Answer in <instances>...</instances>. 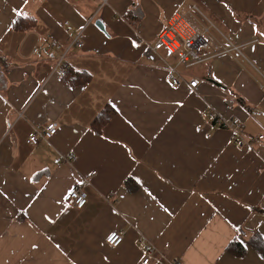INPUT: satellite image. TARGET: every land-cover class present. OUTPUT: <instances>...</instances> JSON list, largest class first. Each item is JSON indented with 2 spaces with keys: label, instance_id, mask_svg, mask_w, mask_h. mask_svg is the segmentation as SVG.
I'll use <instances>...</instances> for the list:
<instances>
[{
  "label": "crops",
  "instance_id": "obj_1",
  "mask_svg": "<svg viewBox=\"0 0 264 264\" xmlns=\"http://www.w3.org/2000/svg\"><path fill=\"white\" fill-rule=\"evenodd\" d=\"M222 1L0 0V264H141L140 239L165 255L149 264H264L246 242H264V0ZM193 6L241 55L187 70L165 50L144 57ZM19 16L32 28L12 30ZM81 31L83 47L67 62L83 76L71 84L53 68ZM172 68L185 81L177 88ZM106 107L113 115L96 134ZM208 113L263 139L232 144ZM47 123L57 133L27 145ZM74 187L87 195L80 210L63 200ZM114 232L123 240L112 248ZM233 239L242 258L225 251Z\"/></svg>",
  "mask_w": 264,
  "mask_h": 264
},
{
  "label": "built area",
  "instance_id": "obj_2",
  "mask_svg": "<svg viewBox=\"0 0 264 264\" xmlns=\"http://www.w3.org/2000/svg\"><path fill=\"white\" fill-rule=\"evenodd\" d=\"M63 26L70 30V23L64 21ZM82 31L73 37L68 44L63 48V51L56 60L53 68V73L59 77H64L68 70L69 64L67 59L72 55L73 49H81L83 43L81 40ZM57 42L51 41L49 48H56ZM160 50H165L168 55L177 57V65L184 69H191L204 63L206 60L220 55L235 52L239 55V48L235 47L223 34L219 32L217 27L205 18L200 10L193 6L185 12L175 13L168 21L166 27L159 33L154 44L147 46L144 57L151 59ZM210 51L208 55H203L204 51ZM38 49H34L36 53ZM168 81L171 88H177L185 83L181 74L172 68L168 75ZM190 89H196L199 81L193 79L186 83ZM211 121H217L218 124L226 128L230 134V142L240 147L252 148L257 140H262L263 136H258V139H246L243 136V128L237 119H217L215 113H208ZM57 133V127L54 123H47L41 129H32L25 143L29 146H35L41 141H47ZM71 158V157H70ZM65 203L71 204L76 209H82L87 203V195L81 191L79 187L70 189L63 198ZM239 237L245 236L241 230H237ZM123 240V233H111L105 240V243L112 248L119 246ZM141 249L145 252L141 264H149L152 257L164 258L165 255L159 253L151 245L146 243L144 239L139 240ZM165 250L168 245H164ZM166 264H180L177 257L166 261Z\"/></svg>",
  "mask_w": 264,
  "mask_h": 264
},
{
  "label": "trees",
  "instance_id": "obj_3",
  "mask_svg": "<svg viewBox=\"0 0 264 264\" xmlns=\"http://www.w3.org/2000/svg\"><path fill=\"white\" fill-rule=\"evenodd\" d=\"M216 2H223L222 0H214ZM34 22L31 18H24L23 16L17 17L14 22L11 25V29L14 31H26L28 29H31ZM83 76V73H69L62 77L67 82L76 84V82ZM86 80V77L84 78V81ZM76 81V82H75ZM246 106V105H244ZM247 107V106H246ZM113 110L110 107H106L103 111L99 113V115L94 119L93 121V131L96 134H100L102 128L109 122L113 115ZM125 185L129 188L133 185V181L127 180ZM259 243H258V242ZM248 245H251L253 248H255L258 252L261 254H264V242L261 240V238L258 235H251L246 240ZM227 253L233 255L236 258H242L245 255L246 249L243 243L238 241V239H233L229 245L227 246L226 250Z\"/></svg>",
  "mask_w": 264,
  "mask_h": 264
},
{
  "label": "water",
  "instance_id": "obj_4",
  "mask_svg": "<svg viewBox=\"0 0 264 264\" xmlns=\"http://www.w3.org/2000/svg\"><path fill=\"white\" fill-rule=\"evenodd\" d=\"M95 26H96L100 31H102L103 33H106V32H105V27H104V25H103L100 21H96V22H95Z\"/></svg>",
  "mask_w": 264,
  "mask_h": 264
}]
</instances>
